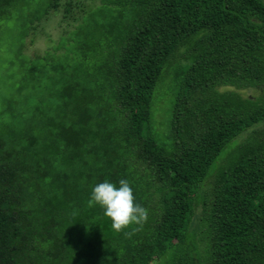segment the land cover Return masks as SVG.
Instances as JSON below:
<instances>
[{
	"label": "trees",
	"instance_id": "obj_1",
	"mask_svg": "<svg viewBox=\"0 0 264 264\" xmlns=\"http://www.w3.org/2000/svg\"><path fill=\"white\" fill-rule=\"evenodd\" d=\"M0 53V264H264L263 0H0Z\"/></svg>",
	"mask_w": 264,
	"mask_h": 264
},
{
	"label": "clouds",
	"instance_id": "obj_2",
	"mask_svg": "<svg viewBox=\"0 0 264 264\" xmlns=\"http://www.w3.org/2000/svg\"><path fill=\"white\" fill-rule=\"evenodd\" d=\"M94 205L103 209L104 216L111 221L116 232L133 224L142 225L148 216V210L136 202L127 179H120L118 188L108 181L95 185L88 200L89 207Z\"/></svg>",
	"mask_w": 264,
	"mask_h": 264
},
{
	"label": "rangeland",
	"instance_id": "obj_3",
	"mask_svg": "<svg viewBox=\"0 0 264 264\" xmlns=\"http://www.w3.org/2000/svg\"><path fill=\"white\" fill-rule=\"evenodd\" d=\"M56 19L57 18H53L52 22L48 21L49 23L41 24V27L38 28V35L35 38V41L27 43V47L24 51V54L27 57H34L35 55H42L43 52L49 51L52 48V46L55 45L57 41V37L59 35V29L55 27ZM6 45H9V41L4 42L3 46H6ZM0 56H1L0 76H2V81L5 79L6 83L9 84L11 83L13 79L12 80L7 79L6 75L12 74L15 68H10L9 70H7V68H5L6 67L5 60L7 58V54L0 53ZM14 79H17V73Z\"/></svg>",
	"mask_w": 264,
	"mask_h": 264
}]
</instances>
